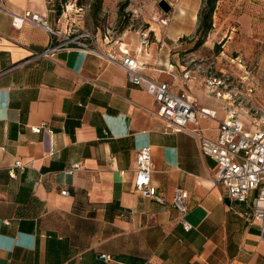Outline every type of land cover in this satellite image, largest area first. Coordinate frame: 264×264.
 I'll return each mask as SVG.
<instances>
[{"label": "crops", "instance_id": "0c3cea01", "mask_svg": "<svg viewBox=\"0 0 264 264\" xmlns=\"http://www.w3.org/2000/svg\"><path fill=\"white\" fill-rule=\"evenodd\" d=\"M50 1L5 5L44 15L54 29ZM168 1L174 15L157 22L159 31L150 29L154 40L141 45L140 35L124 33L97 53L64 47L36 55L58 38L29 23L15 28L0 10V264H264V241L251 218L257 191L245 200L228 196L215 182V160L192 132L214 138L225 116L223 99L208 94L175 57L177 42L192 32L186 17L202 0H194V11L192 0ZM121 49L144 75L186 91L215 116L165 132L153 95L106 57H121ZM143 146H150L162 202L135 189ZM18 159L23 169L14 166ZM73 163L80 167L67 173ZM176 187L187 192L188 230L172 203Z\"/></svg>", "mask_w": 264, "mask_h": 264}, {"label": "rangeland", "instance_id": "374dc122", "mask_svg": "<svg viewBox=\"0 0 264 264\" xmlns=\"http://www.w3.org/2000/svg\"><path fill=\"white\" fill-rule=\"evenodd\" d=\"M160 0H51L55 30L69 37L79 36L101 52L102 45L119 44L124 33L148 32L149 40L158 30L159 20L169 18ZM169 2L168 0H166ZM174 1V0H173ZM126 3L125 5H123ZM199 1H189L193 11ZM186 17L191 29L176 45V60L190 70L202 86L209 76L219 78L225 114L234 109L242 119L255 125L264 115V0H217L211 28L198 32V15ZM191 57L188 58V52ZM192 70L194 72H192ZM250 85L252 91L247 88Z\"/></svg>", "mask_w": 264, "mask_h": 264}, {"label": "built area", "instance_id": "2783aa9c", "mask_svg": "<svg viewBox=\"0 0 264 264\" xmlns=\"http://www.w3.org/2000/svg\"><path fill=\"white\" fill-rule=\"evenodd\" d=\"M0 10L10 14L11 24L15 28H21L25 23H29L46 29L58 38L57 40L52 39L49 46L36 55H50L64 47H77L97 53V50L91 46V41L85 43L79 40V36L61 35L59 31L50 28L44 15L30 11L23 14L14 13L6 7L5 0H0ZM167 21V17H162L159 23L166 24ZM140 37V44L146 45L149 39L148 32H141ZM121 54L118 58L108 54L106 57L125 69L126 78L130 83L142 87L153 95L157 104V114L165 121V132H178L183 130L187 123L195 122L200 117L215 116L214 110L199 107L186 91H173L168 82L155 81L144 75L141 72L140 62L127 50L121 49ZM222 84L223 82L215 76H209L205 80L208 94L225 98L226 95L219 90ZM247 86V89L252 91V87ZM248 124L250 122L242 119L234 109H230L223 119L218 120L217 133L214 138L203 135L198 129H192V132L199 137L201 152L215 160V182L222 185L228 196L236 200H245L250 191H257L252 198L251 218L258 223L259 236L264 241V115L255 121V125L249 127ZM44 127L45 125H40L33 127L32 130L40 132ZM14 166L23 169L25 163L18 159ZM79 167L80 163H73L66 171L72 173ZM10 175L15 176L13 169L10 170ZM151 176V149L150 146H143L136 155L133 180L135 189L143 196L162 202L163 197L157 192ZM61 193L65 195L68 191L62 189ZM186 197L185 189L182 187L174 189L173 206L181 213L182 224L188 230L191 225L183 218L187 212Z\"/></svg>", "mask_w": 264, "mask_h": 264}, {"label": "trees", "instance_id": "16d2710c", "mask_svg": "<svg viewBox=\"0 0 264 264\" xmlns=\"http://www.w3.org/2000/svg\"><path fill=\"white\" fill-rule=\"evenodd\" d=\"M217 0H203L201 11L198 15V32H207L212 25L211 16ZM124 3L123 5H125Z\"/></svg>", "mask_w": 264, "mask_h": 264}, {"label": "water", "instance_id": "95a60500", "mask_svg": "<svg viewBox=\"0 0 264 264\" xmlns=\"http://www.w3.org/2000/svg\"><path fill=\"white\" fill-rule=\"evenodd\" d=\"M159 6L164 12H168L170 10V5L166 0H160Z\"/></svg>", "mask_w": 264, "mask_h": 264}]
</instances>
